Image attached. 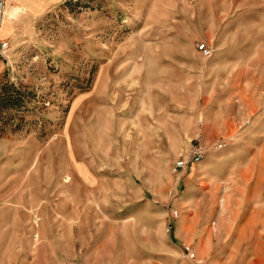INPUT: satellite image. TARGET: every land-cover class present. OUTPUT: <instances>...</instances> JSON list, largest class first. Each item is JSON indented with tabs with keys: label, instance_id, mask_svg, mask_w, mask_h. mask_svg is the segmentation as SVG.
I'll use <instances>...</instances> for the list:
<instances>
[{
	"label": "rangeland",
	"instance_id": "1",
	"mask_svg": "<svg viewBox=\"0 0 264 264\" xmlns=\"http://www.w3.org/2000/svg\"><path fill=\"white\" fill-rule=\"evenodd\" d=\"M15 9L0 264H264V0Z\"/></svg>",
	"mask_w": 264,
	"mask_h": 264
},
{
	"label": "built area",
	"instance_id": "2",
	"mask_svg": "<svg viewBox=\"0 0 264 264\" xmlns=\"http://www.w3.org/2000/svg\"><path fill=\"white\" fill-rule=\"evenodd\" d=\"M6 16V0H0V25L3 23ZM6 41L1 43V48L6 47ZM199 49L201 50L204 56H209L211 54L210 48H208L204 43L199 45ZM222 146L221 143L216 144V148H220ZM203 155V148L201 145H196L187 156H184L182 159L178 160L175 164V169L183 170L186 168L188 159H194L198 161L201 159ZM172 214L174 217L177 215V211L173 210ZM184 249L186 250L187 256L193 261V264H204L203 260L195 256V253L191 250L189 245H185Z\"/></svg>",
	"mask_w": 264,
	"mask_h": 264
},
{
	"label": "crops",
	"instance_id": "3",
	"mask_svg": "<svg viewBox=\"0 0 264 264\" xmlns=\"http://www.w3.org/2000/svg\"><path fill=\"white\" fill-rule=\"evenodd\" d=\"M59 0H6V16H5V20H7L6 22V26L7 27H11L14 26V20L17 19L18 16H20V13L16 14L14 17H9V12L11 10V8L13 6H24L25 10H29L31 12H38V11H42L44 9H46V6L48 4H52L54 2H57ZM3 24L0 25V42L1 40L5 39V37L8 35L9 31H3L1 30ZM3 35V36H2ZM1 36L3 38H1Z\"/></svg>",
	"mask_w": 264,
	"mask_h": 264
},
{
	"label": "clouds",
	"instance_id": "4",
	"mask_svg": "<svg viewBox=\"0 0 264 264\" xmlns=\"http://www.w3.org/2000/svg\"><path fill=\"white\" fill-rule=\"evenodd\" d=\"M22 11H23L22 9H15V10L13 11V15H16V14L22 12Z\"/></svg>",
	"mask_w": 264,
	"mask_h": 264
},
{
	"label": "bare ground",
	"instance_id": "5",
	"mask_svg": "<svg viewBox=\"0 0 264 264\" xmlns=\"http://www.w3.org/2000/svg\"><path fill=\"white\" fill-rule=\"evenodd\" d=\"M4 22V21H3ZM3 24V23H2Z\"/></svg>",
	"mask_w": 264,
	"mask_h": 264
}]
</instances>
